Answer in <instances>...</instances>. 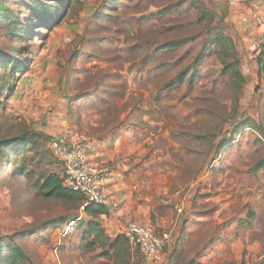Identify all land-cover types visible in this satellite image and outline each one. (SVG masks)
<instances>
[{
	"label": "rangeland",
	"instance_id": "rangeland-1",
	"mask_svg": "<svg viewBox=\"0 0 264 264\" xmlns=\"http://www.w3.org/2000/svg\"><path fill=\"white\" fill-rule=\"evenodd\" d=\"M62 1L48 30L29 0H0L18 22L0 19V50L29 65L12 77L0 61V140L40 136L36 151H0V240L26 254L16 264H126L122 221L108 211L92 230L84 196L39 188L62 178L50 143L72 134L104 144L99 167L127 168L132 209L168 236L162 264H264V0ZM235 58L241 78L225 72Z\"/></svg>",
	"mask_w": 264,
	"mask_h": 264
},
{
	"label": "trees",
	"instance_id": "trees-1",
	"mask_svg": "<svg viewBox=\"0 0 264 264\" xmlns=\"http://www.w3.org/2000/svg\"><path fill=\"white\" fill-rule=\"evenodd\" d=\"M54 4H45L42 2V0H29L28 9L31 11V15L33 17V21L38 22L43 28L50 29L51 27L55 26V22L59 19V17L62 15H58L57 11L55 9L59 6L61 7L63 1L62 0H51ZM68 2V1H67ZM66 2V3H67ZM65 3V2H64ZM68 4V3H67ZM63 6V5H62ZM166 12H169L167 10ZM0 19L6 20L8 22L9 26L16 27L15 18L13 17V14L11 10L7 7H0ZM23 31V30H22ZM15 37H18V33L14 34ZM20 39H24V35L20 36ZM229 39H227L228 41ZM226 41L225 38L220 37L216 38L214 40V43L222 45ZM231 41V40H230ZM185 41H173L170 43H166L163 45V50H173L178 47H181ZM235 50L232 52L231 55H235ZM0 61L4 62L6 68L9 67L10 76L16 77L17 74H24L28 68L29 65L26 61H23L21 59H18L15 55L3 52L0 50ZM239 66V59L235 58L234 61L227 65L225 68V72H233V75L240 76L241 78V72L238 68ZM187 73L184 72L178 77V83L182 82L183 79L187 78ZM194 78V75L190 77L191 81ZM2 88V91H5L6 86H0V89ZM14 86L9 88V95L14 93ZM248 123H244L241 125L239 132L243 131L245 128L248 127ZM264 135V134H263ZM40 139V136L37 134H33L30 132L21 134L20 136L8 138L5 140H0V151H8L11 154L19 155L21 153H24L27 149H31L36 151L38 149V141ZM264 169V164L261 167ZM14 172L18 175H24L28 176L29 172H27L26 166L23 164L18 168L14 169ZM40 190L43 193L44 196L47 197H67V198H73L77 194V192L71 191L67 189L61 180V177L57 174H50L47 176L43 183L40 184ZM108 209L104 207L103 205H88L84 208V214L87 217H90L91 220L87 221L86 224L92 229H97L99 223L95 222V218L99 217L101 215L108 214ZM80 221V220H77ZM123 235V234H122ZM124 237V236H123ZM122 236H118L114 242L113 246L117 248V250L114 252V258L116 261L125 262L126 264L129 263V258L127 261V251L126 250H120L119 242L123 238ZM125 238V237H124ZM3 240H0V264H16L19 261L26 260L27 256L24 254L22 250H20L17 246L11 247V246H4L2 244ZM6 251H10V256H7L5 253ZM127 261V262H126Z\"/></svg>",
	"mask_w": 264,
	"mask_h": 264
},
{
	"label": "built area",
	"instance_id": "built-area-1",
	"mask_svg": "<svg viewBox=\"0 0 264 264\" xmlns=\"http://www.w3.org/2000/svg\"><path fill=\"white\" fill-rule=\"evenodd\" d=\"M91 140L85 135H69L53 140L50 149L53 157L62 167L63 185L84 196V208L88 205H106L108 172L92 163L86 149ZM118 204H114L117 207ZM122 234L130 246L139 250L142 256L154 264L165 260L168 236L157 233L149 224L128 222Z\"/></svg>",
	"mask_w": 264,
	"mask_h": 264
},
{
	"label": "crops",
	"instance_id": "crops-1",
	"mask_svg": "<svg viewBox=\"0 0 264 264\" xmlns=\"http://www.w3.org/2000/svg\"><path fill=\"white\" fill-rule=\"evenodd\" d=\"M104 151V144L98 143L96 144L95 141H91L86 149V153L88 158L92 161V163L96 165H100V162L105 161V153ZM113 160V158H109ZM103 160V161H102ZM101 167V166H100ZM106 167V166H104ZM102 168V167H101ZM103 169V168H102ZM108 172L107 178V207L109 212L111 213V219L116 220L118 224L122 221V224H127L130 221H136L139 223L147 224L146 215L136 212V210L132 209L130 204V194L128 190V181L125 176L127 172V168L119 169H110L106 167L105 169ZM119 201L121 206L119 208H113L111 205L115 202ZM110 206L112 207L110 209ZM113 209V210H112ZM123 226V228L125 227ZM122 228V229H123Z\"/></svg>",
	"mask_w": 264,
	"mask_h": 264
}]
</instances>
